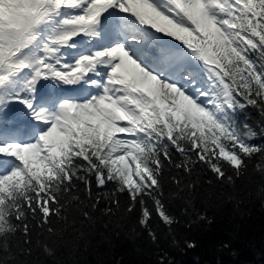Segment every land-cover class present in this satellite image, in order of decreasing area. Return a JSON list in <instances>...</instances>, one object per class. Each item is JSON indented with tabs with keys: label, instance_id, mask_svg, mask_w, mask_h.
Returning <instances> with one entry per match:
<instances>
[{
	"label": "snow or ice",
	"instance_id": "6c2138e0",
	"mask_svg": "<svg viewBox=\"0 0 264 264\" xmlns=\"http://www.w3.org/2000/svg\"><path fill=\"white\" fill-rule=\"evenodd\" d=\"M256 203L264 0H0V264H123L112 225L175 264Z\"/></svg>",
	"mask_w": 264,
	"mask_h": 264
},
{
	"label": "trees",
	"instance_id": "16d2710c",
	"mask_svg": "<svg viewBox=\"0 0 264 264\" xmlns=\"http://www.w3.org/2000/svg\"><path fill=\"white\" fill-rule=\"evenodd\" d=\"M111 242L101 250L110 252L123 264H155V256L145 236L134 235L128 227L112 225ZM99 231L104 232L103 224ZM189 235L198 241L196 248L172 249L175 264H264V207L251 206L249 215H241L231 204L217 213L212 227L193 226ZM99 235L96 240H100ZM220 239L231 242L222 248ZM82 264H96L98 256L93 249L81 251ZM104 259L111 264L110 257Z\"/></svg>",
	"mask_w": 264,
	"mask_h": 264
}]
</instances>
